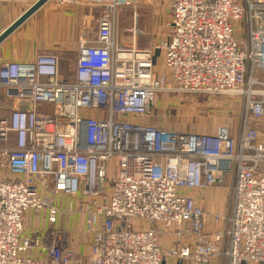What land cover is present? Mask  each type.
I'll return each instance as SVG.
<instances>
[{
  "label": "built area",
  "instance_id": "2783aa9c",
  "mask_svg": "<svg viewBox=\"0 0 264 264\" xmlns=\"http://www.w3.org/2000/svg\"><path fill=\"white\" fill-rule=\"evenodd\" d=\"M167 11L168 39L153 50L135 46L134 29L122 46L116 15L102 13L69 79L55 53L0 63V264H264V143L250 126L264 117V83L254 77L264 70V0H167ZM158 49L167 75L155 71ZM171 92L241 97L238 131L134 121ZM1 99L13 104L6 115ZM225 180L224 213L196 203L193 192ZM29 211L52 228L26 234ZM63 213L84 218L87 260L54 229ZM167 232L176 241L164 250Z\"/></svg>",
  "mask_w": 264,
  "mask_h": 264
},
{
  "label": "crops",
  "instance_id": "0c3cea01",
  "mask_svg": "<svg viewBox=\"0 0 264 264\" xmlns=\"http://www.w3.org/2000/svg\"><path fill=\"white\" fill-rule=\"evenodd\" d=\"M38 0H2L0 6V33L8 28L26 10ZM93 8H87L77 2H68L57 6L55 0H49L20 27L0 43V63L5 62H32L37 54L55 53L59 57L60 77L71 78L74 74L78 44L82 39H89L96 32V15ZM254 77L264 83V70L255 72ZM1 98V96H0ZM12 102L1 99L3 115H6L12 107ZM236 118H227V121L218 123L217 126H227L232 134H236L240 125V119L236 125L231 121ZM138 123H148L147 118L134 120ZM211 130L206 134H214ZM264 143V117L258 121H251ZM223 189V188H222ZM219 187H214L205 192H193L192 195L198 205L210 213L222 214L225 212L223 201L226 192ZM54 202L57 200L53 199ZM60 204L66 206L67 201L60 199ZM58 203V201H57ZM63 206V207H64ZM84 218L80 215L68 216L61 214L54 229L66 232L68 235V246L81 260H87L90 256V238L84 231ZM214 226V227H213ZM216 229V225L209 224ZM49 228L42 223L33 212L29 211L24 217V230L26 234H45ZM173 233H163L160 239L162 249L169 248L175 242ZM161 264H193L186 260L164 258Z\"/></svg>",
  "mask_w": 264,
  "mask_h": 264
},
{
  "label": "rangeland",
  "instance_id": "374dc122",
  "mask_svg": "<svg viewBox=\"0 0 264 264\" xmlns=\"http://www.w3.org/2000/svg\"><path fill=\"white\" fill-rule=\"evenodd\" d=\"M99 1L78 0L77 3L87 8H93L92 12L96 15V23L104 12L116 15V33L122 46L131 47L133 43L131 31L133 29L136 31L135 46L139 49L153 50L155 46H160L161 42L168 39V29L166 27L169 14L167 0H132V3L124 4L122 2L117 7L114 0L107 3ZM162 61L163 51L160 49L155 50V71L167 75ZM243 113L244 108L239 96L209 97L171 92L158 94L151 115L145 118L149 120L146 124L161 129L206 134L214 130L218 123L226 122L227 118L229 120L236 118L239 121ZM237 121L231 122L236 125ZM228 187V180H225L223 185L219 187L226 192L222 206L225 211L228 208ZM65 200L67 203L69 202L68 198ZM188 261L192 262L191 260Z\"/></svg>",
  "mask_w": 264,
  "mask_h": 264
},
{
  "label": "water",
  "instance_id": "95a60500",
  "mask_svg": "<svg viewBox=\"0 0 264 264\" xmlns=\"http://www.w3.org/2000/svg\"><path fill=\"white\" fill-rule=\"evenodd\" d=\"M49 0H38L28 10H26L17 20H15L8 28L0 33V43H2L9 35H11L18 27H20L28 18H30L37 10H39Z\"/></svg>",
  "mask_w": 264,
  "mask_h": 264
}]
</instances>
